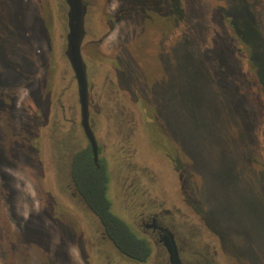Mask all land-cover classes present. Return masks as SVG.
Segmentation results:
<instances>
[{
    "label": "rangeland",
    "instance_id": "374dc122",
    "mask_svg": "<svg viewBox=\"0 0 264 264\" xmlns=\"http://www.w3.org/2000/svg\"><path fill=\"white\" fill-rule=\"evenodd\" d=\"M171 1L83 0L112 212L134 229L162 206L211 264H264V0L257 13L237 10L249 0H175L167 15ZM233 10L236 30L221 15ZM66 13L64 0H0V264H133L68 187L88 142Z\"/></svg>",
    "mask_w": 264,
    "mask_h": 264
},
{
    "label": "trees",
    "instance_id": "16d2710c",
    "mask_svg": "<svg viewBox=\"0 0 264 264\" xmlns=\"http://www.w3.org/2000/svg\"><path fill=\"white\" fill-rule=\"evenodd\" d=\"M171 3L172 4L169 6L170 8L165 12L167 15H171L173 11H178V6L176 7L177 9H173L175 4H177L176 1L172 0ZM251 4H253V2L252 0H249V5L247 7L245 6L237 10L243 11V9L245 10V8H248L250 11L257 13L258 11H255ZM235 11L236 10H233V12L228 15L224 11L221 13L223 18L228 17V20L226 19V21L231 30H236L237 27L233 26L234 22H232L235 16ZM157 12L159 11L157 10ZM259 33L261 45L264 46L263 31L261 30ZM234 35L236 38L238 37L237 39L244 46L259 84L257 67L248 45L238 36L239 34L236 35L234 33ZM80 154H82L84 161L81 163V169L79 171H75V163L73 162V177L80 194L83 196L85 205L99 220L105 235L110 239L114 247L122 256L131 261L145 260L151 253L150 247L145 244L143 240L137 238L132 233L129 226L111 210V202L107 197L108 174L105 167H95L89 148L83 150Z\"/></svg>",
    "mask_w": 264,
    "mask_h": 264
},
{
    "label": "flooded vegetation",
    "instance_id": "af4514ba",
    "mask_svg": "<svg viewBox=\"0 0 264 264\" xmlns=\"http://www.w3.org/2000/svg\"><path fill=\"white\" fill-rule=\"evenodd\" d=\"M81 54H82V52H81ZM86 74H87V69H86ZM88 93H89V84H88ZM89 123H90V127L92 129L90 119H89ZM87 148H89V150L91 152L89 143H88L87 147L81 149L80 151H83ZM98 149H99V145H98ZM75 155L76 154L71 156V162L69 163V165L65 169V171L68 173L67 179H68V183H69L68 187L71 189V197L74 200H76V202L79 205L83 206L87 212H89L93 216H95L88 209V207L85 205L83 196L80 194L78 187H77V184H76L74 177H73V162L74 161H72V158H74ZM99 155H100V149H99ZM91 158H92V154H91ZM92 161H93V158H92ZM93 164L95 165L96 168H99L101 166L105 167L104 163L101 162V159L99 157H98V165H96L94 162H93ZM106 171H107V169H106ZM107 174H108V172H107ZM108 184H109V175H108ZM107 189H108V186H107ZM111 206H112V204H111ZM111 210H112V207H111ZM100 226H101V224H100ZM129 228L131 229L132 233L137 238L143 240L145 242V244H147L151 249L150 255L145 260H143V261H131L130 260L133 264H171L170 260H169V254H168L167 249H166L165 244H164V239H165L166 233H167L166 231H168V233H171L173 236V240H174V243L176 245L178 257L180 259L181 264H211L210 261L206 257L199 255V254H196L192 251V249L189 247V245L183 239L182 235L179 233V227L175 223V220L172 217L171 212L164 209L162 206H159L157 208H154V207L143 208V210L138 214V222L135 225V228L133 229L130 226H129ZM101 229H102V232H101L102 243L110 242L112 244V246L114 247L113 243L105 235L102 226H101ZM115 250L117 251L116 248H115ZM185 255H187L189 259H186Z\"/></svg>",
    "mask_w": 264,
    "mask_h": 264
},
{
    "label": "water",
    "instance_id": "95a60500",
    "mask_svg": "<svg viewBox=\"0 0 264 264\" xmlns=\"http://www.w3.org/2000/svg\"><path fill=\"white\" fill-rule=\"evenodd\" d=\"M67 6V33L65 56L74 75L80 107V123L89 143L93 162L98 165L99 149L89 123L88 81L86 66L81 54L84 38V16L86 6L83 0H64ZM168 233V231H166ZM166 233L164 244L171 264H181L171 233Z\"/></svg>",
    "mask_w": 264,
    "mask_h": 264
}]
</instances>
